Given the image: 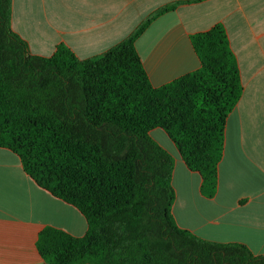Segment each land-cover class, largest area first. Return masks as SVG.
<instances>
[{
    "label": "trees",
    "instance_id": "trees-1",
    "mask_svg": "<svg viewBox=\"0 0 264 264\" xmlns=\"http://www.w3.org/2000/svg\"><path fill=\"white\" fill-rule=\"evenodd\" d=\"M174 8L85 61L63 44L52 57L32 55L13 30V0H0V148L88 223L84 237L41 231L48 264H264L245 245L201 239L175 221V159L150 133L166 132L214 198L226 119L243 86L222 24L191 36L198 71L152 85L136 42Z\"/></svg>",
    "mask_w": 264,
    "mask_h": 264
},
{
    "label": "crops",
    "instance_id": "crops-1",
    "mask_svg": "<svg viewBox=\"0 0 264 264\" xmlns=\"http://www.w3.org/2000/svg\"><path fill=\"white\" fill-rule=\"evenodd\" d=\"M136 42L155 88L201 67L191 36L224 25L243 86L226 123L225 145L212 199L161 129L151 137L175 159L173 215L193 235L242 244L264 256V0H13V30L35 56L60 45L80 60L101 56L170 6ZM74 206L39 187L20 158L0 148V264H48L37 242L46 227L84 237L88 223Z\"/></svg>",
    "mask_w": 264,
    "mask_h": 264
}]
</instances>
